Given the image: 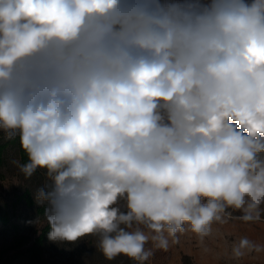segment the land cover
<instances>
[{
  "label": "clouds",
  "instance_id": "obj_1",
  "mask_svg": "<svg viewBox=\"0 0 264 264\" xmlns=\"http://www.w3.org/2000/svg\"><path fill=\"white\" fill-rule=\"evenodd\" d=\"M0 133L52 242L144 264L259 221L264 0H0Z\"/></svg>",
  "mask_w": 264,
  "mask_h": 264
},
{
  "label": "rangeland",
  "instance_id": "obj_2",
  "mask_svg": "<svg viewBox=\"0 0 264 264\" xmlns=\"http://www.w3.org/2000/svg\"><path fill=\"white\" fill-rule=\"evenodd\" d=\"M0 146L4 147L0 160V264H139L123 255L107 260L96 248L95 237L75 244L50 241L43 207L34 199V189L43 182V173L25 181L12 164L15 159L25 162L18 140L4 139L0 133ZM240 215L233 212L225 222L214 223L212 235L203 243L190 231L178 234V243L167 251L155 250L144 264H264V214L255 222H244L238 219ZM42 235L43 241L36 251L28 252ZM240 237L260 244L262 251L234 259L232 244ZM19 242L23 246L19 247ZM146 247L150 248L151 242Z\"/></svg>",
  "mask_w": 264,
  "mask_h": 264
},
{
  "label": "trees",
  "instance_id": "obj_3",
  "mask_svg": "<svg viewBox=\"0 0 264 264\" xmlns=\"http://www.w3.org/2000/svg\"><path fill=\"white\" fill-rule=\"evenodd\" d=\"M4 147L0 146V160H1V154H2V151H3ZM21 155L23 157V160L26 161V156L25 154L23 153V151L21 150ZM1 162V161H0ZM43 238H44V235H42L40 238H38L34 244L28 248V252L30 253H34L37 249V245L38 243H41L43 241ZM23 246V242H19V247Z\"/></svg>",
  "mask_w": 264,
  "mask_h": 264
}]
</instances>
